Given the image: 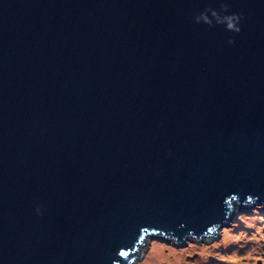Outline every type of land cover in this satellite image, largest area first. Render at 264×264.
<instances>
[{
	"label": "water",
	"instance_id": "water-1",
	"mask_svg": "<svg viewBox=\"0 0 264 264\" xmlns=\"http://www.w3.org/2000/svg\"><path fill=\"white\" fill-rule=\"evenodd\" d=\"M222 3L239 34L196 23ZM258 201L264 0H0V264H131Z\"/></svg>",
	"mask_w": 264,
	"mask_h": 264
},
{
	"label": "rangeland",
	"instance_id": "rangeland-1",
	"mask_svg": "<svg viewBox=\"0 0 264 264\" xmlns=\"http://www.w3.org/2000/svg\"><path fill=\"white\" fill-rule=\"evenodd\" d=\"M260 201L231 206L230 219L218 227L217 235L190 237L184 244L161 234L145 236L138 245L140 255L131 264L145 262L155 245L163 246L166 254L176 250L179 256L174 264H264V204ZM227 235L231 239H225Z\"/></svg>",
	"mask_w": 264,
	"mask_h": 264
},
{
	"label": "clouds",
	"instance_id": "clouds-1",
	"mask_svg": "<svg viewBox=\"0 0 264 264\" xmlns=\"http://www.w3.org/2000/svg\"><path fill=\"white\" fill-rule=\"evenodd\" d=\"M220 8L224 13H226V15L222 19L220 18L217 11L209 7L205 9L203 13L195 17L196 23L199 24L201 21H203V23L208 25L209 27L222 25L225 27L226 31L239 34L242 31V29L239 26L243 20L242 15H238V14L228 15L227 13L229 12V5L227 3H222ZM228 42L229 44H235L234 39H230Z\"/></svg>",
	"mask_w": 264,
	"mask_h": 264
},
{
	"label": "bare ground",
	"instance_id": "bare-ground-1",
	"mask_svg": "<svg viewBox=\"0 0 264 264\" xmlns=\"http://www.w3.org/2000/svg\"><path fill=\"white\" fill-rule=\"evenodd\" d=\"M159 234H161V233H158V235ZM150 235L154 236L155 234L151 233V234H146L145 236L147 237V236H150ZM156 235H157V233H156ZM207 236H209V235H207ZM231 237L232 236L227 235L225 239H227V238L231 239ZM190 239H191L190 237L187 238V240H190ZM178 256H179V253H177L176 250L172 251V255L170 253L166 254L165 249H164L163 246L155 245L153 247V250L150 253L149 257L142 264H164L165 263L164 261H166V264H174V262H176V261L178 262ZM175 257H176V259H175ZM235 264H239V263L237 262Z\"/></svg>",
	"mask_w": 264,
	"mask_h": 264
}]
</instances>
